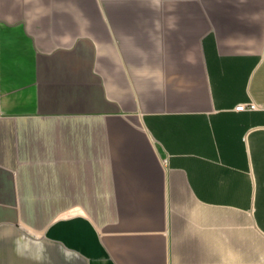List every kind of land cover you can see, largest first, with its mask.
Wrapping results in <instances>:
<instances>
[{
	"label": "crops",
	"instance_id": "1",
	"mask_svg": "<svg viewBox=\"0 0 264 264\" xmlns=\"http://www.w3.org/2000/svg\"><path fill=\"white\" fill-rule=\"evenodd\" d=\"M0 264H264V0H0Z\"/></svg>",
	"mask_w": 264,
	"mask_h": 264
},
{
	"label": "built area",
	"instance_id": "2",
	"mask_svg": "<svg viewBox=\"0 0 264 264\" xmlns=\"http://www.w3.org/2000/svg\"><path fill=\"white\" fill-rule=\"evenodd\" d=\"M259 105L253 101V100H249L246 102H239L235 105V108L238 110H244V109H256L258 108Z\"/></svg>",
	"mask_w": 264,
	"mask_h": 264
}]
</instances>
